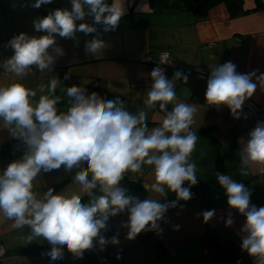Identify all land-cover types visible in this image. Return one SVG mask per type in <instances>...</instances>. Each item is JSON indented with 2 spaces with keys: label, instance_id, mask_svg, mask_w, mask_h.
<instances>
[{
  "label": "clouds",
  "instance_id": "obj_1",
  "mask_svg": "<svg viewBox=\"0 0 264 264\" xmlns=\"http://www.w3.org/2000/svg\"><path fill=\"white\" fill-rule=\"evenodd\" d=\"M50 3L52 0H35L31 6L40 8ZM70 3V10L58 8L33 22L35 30L46 35L30 37L20 33L13 37L9 44L14 54L0 67L16 77L25 76L33 66L51 71L57 57L63 55V50L56 46L57 34L75 38L77 32L96 33V25H102L104 32L112 31L124 15L123 0H113L111 4L106 0ZM86 17H92L93 23L77 24ZM105 47V42L96 37L85 45L86 52L94 56L102 54ZM150 77L151 90L145 105L153 109L159 102L160 111L166 112L161 126L151 131L145 110L131 114L119 106V97L105 101L95 92L86 95V90L76 85L67 88L71 106L58 112L61 97L54 95L57 78L49 81L47 94L40 95L35 103L36 91L23 84L0 85V120L13 137L22 139L27 146L23 157L9 163L0 174V216L11 221L12 228L27 226L31 230L29 240L45 238L52 246L48 253L52 261L62 258L65 245L76 256H82L85 250L93 248L94 241L101 248L109 242L118 244L116 236L109 241L101 233L107 230L109 217L125 211L129 214L124 225L128 240H134L144 230H158V222L170 207H176L179 200L192 198L190 187L183 186L185 182L190 186L198 183L196 164L190 160L199 138L192 130L197 112L207 106H226L233 118L239 119L244 102L253 96L257 86L264 90V73H237L236 65L229 61L212 68L205 92L206 105L176 102L168 111V105L177 101L173 81L159 66L152 69ZM174 79L187 83L188 76L177 71ZM39 91L45 92L43 84ZM240 144V175L264 174V122H258L247 141L241 138ZM85 163L87 167H82ZM142 165L153 168L150 191L158 196H165L166 190L174 192L176 201L140 200L121 186L125 173H139ZM62 166L69 172L80 169L74 177L78 192L65 190L54 194V189L48 188L38 197L33 192L38 174ZM217 179L229 207L246 218L241 228L242 250L255 258V264H264V207L250 203L251 192L243 183L227 174H218ZM95 189L103 194L97 196ZM83 195L90 197V203L82 202ZM202 215L206 223L214 216V210ZM232 224L229 214L226 226ZM176 227L178 230L179 226Z\"/></svg>",
  "mask_w": 264,
  "mask_h": 264
},
{
  "label": "crops",
  "instance_id": "obj_2",
  "mask_svg": "<svg viewBox=\"0 0 264 264\" xmlns=\"http://www.w3.org/2000/svg\"><path fill=\"white\" fill-rule=\"evenodd\" d=\"M106 2L111 4L113 0ZM243 2L248 9L255 0ZM34 3L35 0H0V41L20 33L30 37L47 34L35 30L33 22L43 16L31 6ZM123 7L124 15L115 30L104 32L102 25H96V33L77 32L75 38H62L57 34L56 46L63 50V55L57 57L51 71H40L33 66L25 76L16 77L0 67V85L23 84L36 91L35 103L40 95L47 94L49 81L57 78L59 83L54 95L61 97L57 105L59 112L67 111L69 107L68 87H82L86 95L93 92L99 95V91H103L102 99L119 97L122 101L119 106L131 114L145 110L151 131L161 126L166 112L160 111L159 102L153 109L145 105L152 84L150 73L154 68L145 58L156 59L158 54L167 53L188 76L187 83L183 79L175 80V71L166 76L173 81L177 96V101L168 105V111L176 102L206 105L205 92L211 70L226 62L235 64L240 74L264 73V10L230 18L226 7L219 4L198 19L185 9L184 0H154L153 5L150 0H123ZM40 8L47 12L58 8L70 10L71 3L70 0H52ZM81 22L91 24L93 18L86 17L77 24ZM94 37L106 44L99 56L89 54L85 49L86 42ZM4 59L5 53L0 49V65ZM66 74H70L68 79H65ZM42 84L44 93L39 91ZM249 99L255 104H264V90L257 86ZM254 128L244 120L242 113L239 119H234L226 106H207L197 112L192 130L199 138L190 160L196 164L198 183L190 186L185 182L183 185L190 187L192 198L179 200L176 207H170L158 222V230H144L134 240L127 239L128 229L124 227L128 222L127 211L108 222L107 230L102 231L107 240L113 236L119 240L115 246L119 247L120 264H255V258L241 248L244 235L241 228L246 218L229 207L225 190L217 179L218 174H227L255 191V185L264 174L240 175V140L247 141ZM14 138L0 120V148ZM26 151L4 161L0 174L9 163L21 159ZM79 170L73 168L69 172L62 166L50 172L41 171L33 181V192L38 197L48 188L54 189V194L65 190L78 192L79 185L74 182V177ZM141 170L145 188L142 200L156 198L160 203L177 200L174 192L166 190L165 196H158L150 191L153 168L142 165ZM255 201L256 198L250 196L252 205ZM86 203H90V198ZM210 210H214V216L205 223L202 213ZM229 214L233 224L226 226ZM11 223L0 216V264H51L36 256L16 253L18 249H51L52 246L43 237L29 240L31 230L27 226L12 228ZM176 226H179L178 230ZM93 244V248L99 246L96 241Z\"/></svg>",
  "mask_w": 264,
  "mask_h": 264
},
{
  "label": "trees",
  "instance_id": "obj_3",
  "mask_svg": "<svg viewBox=\"0 0 264 264\" xmlns=\"http://www.w3.org/2000/svg\"><path fill=\"white\" fill-rule=\"evenodd\" d=\"M24 3L27 4L28 2L25 1ZM150 3L151 5H153L154 0H150ZM219 4H223L226 7L230 18H238L241 16H245V15H248L254 12L264 10V1L262 0H255L254 5L248 9L244 7L243 0H184L185 9L192 12L195 15V17H197L198 19H202L203 17H205L211 8ZM36 9L42 14L43 17L47 16L50 13V12L44 11L41 8H36ZM173 71L176 72L178 71V69L172 66H167L165 69V75L167 76L170 72H173ZM102 92L103 91H99V96L101 98L103 95ZM68 106L69 107L71 106V100H69ZM10 142L11 141H8L2 146H5L9 144ZM3 163L4 161L0 164V167L3 165ZM121 186L127 188L128 193L130 195H134L138 197L140 200L143 199L144 194H145V188L142 185L141 178L134 179L128 176H124V178L121 181ZM94 192L96 194V193H99L100 191L99 189H95ZM89 198L90 197H88L87 195L83 196L82 202L86 203L87 199ZM114 218L115 216L109 217V220L107 221V223L112 221ZM101 234L104 236L103 231ZM93 249L97 251V254L99 258L102 260L103 264H120L121 263L119 247H116L115 244H112L109 242L103 248H101L100 246H97ZM63 252L70 254V255H75L68 250L67 246L65 247V250Z\"/></svg>",
  "mask_w": 264,
  "mask_h": 264
},
{
  "label": "water",
  "instance_id": "obj_4",
  "mask_svg": "<svg viewBox=\"0 0 264 264\" xmlns=\"http://www.w3.org/2000/svg\"><path fill=\"white\" fill-rule=\"evenodd\" d=\"M25 149H27V146L23 140L14 138L9 144L0 148V164ZM50 250L51 249L45 247H32L28 249H18L16 250V253L36 256L48 261L51 264H103L97 254V251L93 248L84 251L82 256L70 255L63 252L62 258L56 261H52L48 255Z\"/></svg>",
  "mask_w": 264,
  "mask_h": 264
},
{
  "label": "built area",
  "instance_id": "obj_5",
  "mask_svg": "<svg viewBox=\"0 0 264 264\" xmlns=\"http://www.w3.org/2000/svg\"><path fill=\"white\" fill-rule=\"evenodd\" d=\"M15 36H17V34H14L10 39L0 41V49L3 50V52L5 53L4 61L14 54V50L11 48L9 41ZM145 61L151 63L154 68L157 66L161 67L164 73L167 66H172L178 69L179 71L183 70V68L180 67L167 53L158 54L156 59L147 57L145 58ZM2 69L3 71L10 73L6 71L3 67ZM185 69H187V67H185ZM30 71H32V69ZM241 113L244 120L253 127H255L258 122H264V104L258 105L248 99L244 102ZM142 172V170L139 173L126 172L124 176L138 179L141 178Z\"/></svg>",
  "mask_w": 264,
  "mask_h": 264
},
{
  "label": "rangeland",
  "instance_id": "obj_6",
  "mask_svg": "<svg viewBox=\"0 0 264 264\" xmlns=\"http://www.w3.org/2000/svg\"><path fill=\"white\" fill-rule=\"evenodd\" d=\"M255 186H256L255 191H253V190L250 191L251 197L256 198V201L254 204L257 208L264 207V178H262V177L259 178V181L257 182V184ZM102 194L103 193H101V192L96 193L97 196L102 195ZM123 213L118 214L116 217L117 218L120 217V215H122Z\"/></svg>",
  "mask_w": 264,
  "mask_h": 264
}]
</instances>
